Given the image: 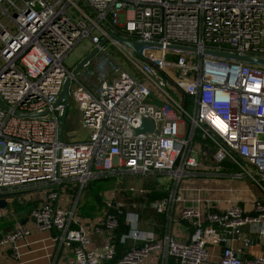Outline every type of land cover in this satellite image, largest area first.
Segmentation results:
<instances>
[{
  "label": "built area",
  "instance_id": "1",
  "mask_svg": "<svg viewBox=\"0 0 264 264\" xmlns=\"http://www.w3.org/2000/svg\"><path fill=\"white\" fill-rule=\"evenodd\" d=\"M110 32L157 44H144L138 53L124 50ZM84 37L94 45L107 37L140 78L106 54L95 61V83L72 76L69 100L88 136L66 141L62 103H53L70 74L63 59ZM205 49L264 58V0H0V98L9 106L0 105V197L7 205L15 193L39 191L24 201L33 203L25 220L53 230V241L71 251L59 264H142L154 249L161 264H264V62ZM178 53L181 58L172 57ZM143 116L153 128L135 131ZM198 173L245 180L259 194L248 208L238 200L182 207L178 217L189 227L184 239L139 228L138 212L125 210L120 254L111 234L116 214L133 197L109 200L116 213L107 209L91 223L92 230L108 228L110 235L89 245L88 229L75 216L89 180L166 175L167 194L144 206L168 215L181 198L179 182ZM66 191L70 207L61 203ZM15 214L13 206L0 207V217ZM30 231L18 220L0 236V264H14L1 259L17 260ZM252 244L263 251L241 254ZM214 245L220 249L211 259Z\"/></svg>",
  "mask_w": 264,
  "mask_h": 264
},
{
  "label": "crops",
  "instance_id": "2",
  "mask_svg": "<svg viewBox=\"0 0 264 264\" xmlns=\"http://www.w3.org/2000/svg\"><path fill=\"white\" fill-rule=\"evenodd\" d=\"M78 79L81 80L80 78ZM206 166L210 167L211 164H207ZM155 176L157 177L156 180L160 184H164V187L161 188L160 184L150 187L140 186L138 191H136V194L128 192L130 195H132L133 199L131 200L132 202L126 200L125 208L127 207L128 210L138 212L139 228L151 230L157 236H160L165 232H171L176 238L184 239L189 235L188 224L178 217L180 209L184 206H192L201 209L208 201L216 203L220 206H225L233 200H238L248 208L250 207L251 201L254 199V197L259 194V190L245 180L235 179L224 175L217 176L209 173H198L197 175L184 178L179 182L177 189L181 195V198L174 203L173 207L168 210V215H166V213H156L151 211L144 206L145 203L150 199L146 195L147 191H150L151 189L167 190L170 184L169 178L166 175ZM126 183L128 188H134L129 180H126ZM113 184L109 185L110 188L108 189H111L109 191H114L113 189L117 188L116 185L113 186ZM119 189L120 187L118 190ZM122 191L123 190L119 192L124 197L126 192ZM103 194L105 195V191H103ZM7 200L8 204L14 208L13 197H9ZM71 200V194L68 191L61 193V203L64 207H70ZM78 202L79 203L75 211V216L78 221L84 223L88 229V234L90 236L89 245L91 247L97 246L108 239L111 231L108 228H102L99 231H94L92 230L91 222L99 219L108 209V206L104 201V205H102V207L99 205L92 208V210H90L88 213H82L79 209L80 205L82 204V200L79 198ZM133 202H138L141 206L134 207ZM23 204L24 207H21L18 210L14 209L16 213L15 216L7 217L12 218V222L6 227L0 229V236L11 229L18 220L20 222L26 221L27 224L31 226V231L27 236L28 243L22 244L20 246V254L17 260H13L10 257H2L1 262L12 261L14 264H59L71 258L70 250L66 251L64 247L56 244L53 241V230L40 229L31 222L25 220L33 203L25 202ZM209 249L210 248H208V250ZM212 249L213 251L210 255V258L214 259L219 253L220 246L214 245L212 246ZM262 251L263 249L260 247V245L252 244L247 250H243L241 254L248 257L251 255L260 254ZM142 264H161L159 250H152L148 258L145 259Z\"/></svg>",
  "mask_w": 264,
  "mask_h": 264
},
{
  "label": "rangeland",
  "instance_id": "3",
  "mask_svg": "<svg viewBox=\"0 0 264 264\" xmlns=\"http://www.w3.org/2000/svg\"><path fill=\"white\" fill-rule=\"evenodd\" d=\"M2 21H6L5 17H1ZM95 46L94 44L91 43L88 37H84L80 39L78 42L74 44V46L70 49V51L67 53L65 58L63 59L64 63L66 64L67 67H70L71 69L73 66L80 60L82 59L90 49ZM104 50H98L91 58L90 62L83 66L82 69L75 75V77L80 78L82 82L86 83V80L91 81V82H96L98 79V75L96 74V71H94L95 68V61L99 59L100 57H103L108 55L112 60H114L117 64H119L121 67L126 69L129 73L134 75L137 78H140L139 73L135 69V66L131 63V61L127 58V56L121 51L118 50V48L113 45L109 40H106L103 43ZM122 48L124 50H127L126 45L123 43ZM182 53H178L175 55H172L173 58H181ZM1 60H0V65H1ZM88 71V74L86 75L87 77L84 78V72ZM114 73H110L107 75L106 80H111L113 78ZM79 86V85H78ZM88 136V132L84 130L80 124H79V111L74 105L73 100H69V103L67 105V111L65 115V121H64V126H63V139L66 141H72V140H77V139H84ZM198 139V137H196ZM210 145H206L205 148H208ZM196 147V146H195ZM212 149V146L210 147V150ZM199 156V155H198ZM155 175L159 174H116L110 177V181H108V184H113L116 185L117 188L113 189L114 191H109L111 189L110 186L104 190H101L99 193L101 194V200L100 201H95L92 206V208L99 206L102 207L104 205V201L106 204L109 202V200H114V202L119 203L124 200V197L120 194L119 191L123 190L122 192H126L125 196H131L128 192L136 194V191H138V188L140 186H156L159 185L160 183L156 180L157 177ZM126 180H129L132 183V186L134 188H128ZM264 184V181H263ZM139 186V187H138ZM120 189L118 190V188ZM160 187L163 188L164 184H160ZM112 188V187H111ZM130 190V191H129ZM103 191H105V195L103 194ZM111 192V194H110ZM39 191H28V192H21V193H15L11 195L14 199V204L15 205H22L25 201L26 198H31L34 195H38ZM120 194V195H119ZM113 199H112V197ZM110 197V198H109ZM80 200H82V204L90 205L87 200H88V194L86 191L83 192L82 196L80 197ZM124 202V201H123ZM125 204V203H124ZM127 205V204H126ZM108 206V205H107ZM10 204L5 205L4 207H1L2 211H9ZM114 208V207H113ZM111 209L110 212L114 213V209ZM123 210L125 206L122 207ZM92 210V209H91ZM125 210H128L127 207ZM209 256L212 254V246H209Z\"/></svg>",
  "mask_w": 264,
  "mask_h": 264
},
{
  "label": "water",
  "instance_id": "4",
  "mask_svg": "<svg viewBox=\"0 0 264 264\" xmlns=\"http://www.w3.org/2000/svg\"><path fill=\"white\" fill-rule=\"evenodd\" d=\"M110 36L114 37L115 39L119 40L120 42L124 43L127 47H130L134 52H139V48L144 44H157L149 41H143L139 39H132L128 37H123L122 35H118L114 32L109 33ZM107 40V37H103L102 40L98 43V45L93 46L92 49L88 51V53L80 59L72 69H70V74L67 75L62 83L61 89L59 91V94L54 101L53 105H56L57 103H62V114L60 119V130L63 131L64 121H65V115L67 111V105L69 100V82L72 78V76L76 75L83 66L87 65L90 62V58L98 51L99 46L103 45V43ZM170 47H178L181 49H194L190 46L185 45H169ZM206 52L212 53L218 56H230V57H236L244 60H249L253 62H264V58L261 57H254L249 55H239L230 53L227 51H221V50H214V49H205ZM0 105L4 108H9V106L0 98ZM47 110L44 109L40 113H45ZM17 114H40L38 112H29V113H23L20 111L15 110ZM153 128V122L148 118L143 116L141 118V124L135 128V131H144L146 129H152ZM8 194H5L3 196H7ZM6 205V199L5 197H0V207H4Z\"/></svg>",
  "mask_w": 264,
  "mask_h": 264
},
{
  "label": "trees",
  "instance_id": "5",
  "mask_svg": "<svg viewBox=\"0 0 264 264\" xmlns=\"http://www.w3.org/2000/svg\"><path fill=\"white\" fill-rule=\"evenodd\" d=\"M111 176H113V175L99 176V177L93 178L87 182V184L84 187V191H86V193L88 194L87 202L90 205L83 204L79 208L80 212H82V213L90 212V210L92 209V206L95 204L94 202L101 200V194L99 192L101 190H104V188L107 189L109 187L110 184H108V181H110ZM167 190L166 189H151L150 191H147L146 195L150 199L162 197V196L167 194ZM100 202H102V200ZM113 203H114V200H113ZM21 207H24V204H22V205H15L14 204L15 210H18ZM112 208H113V205L108 206V211L109 210L111 211ZM114 211H115V209H114ZM124 211H125V208H124L122 213L116 214L118 223H117L116 227L113 228L112 234H111L113 237V240L116 242L118 254H120L124 249V246L118 241V237L123 231H126L128 229L127 224H125L123 221ZM114 213H116V211ZM11 222H12V218L0 217V229L6 227Z\"/></svg>",
  "mask_w": 264,
  "mask_h": 264
}]
</instances>
